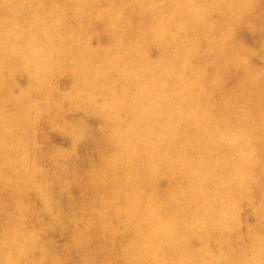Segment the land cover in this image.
I'll return each instance as SVG.
<instances>
[{"label":"rangeland","instance_id":"374dc122","mask_svg":"<svg viewBox=\"0 0 264 264\" xmlns=\"http://www.w3.org/2000/svg\"><path fill=\"white\" fill-rule=\"evenodd\" d=\"M0 264H264V0H0Z\"/></svg>","mask_w":264,"mask_h":264}]
</instances>
